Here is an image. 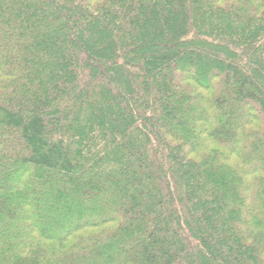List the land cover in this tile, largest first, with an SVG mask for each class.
Masks as SVG:
<instances>
[{"label":"trees","instance_id":"trees-1","mask_svg":"<svg viewBox=\"0 0 264 264\" xmlns=\"http://www.w3.org/2000/svg\"><path fill=\"white\" fill-rule=\"evenodd\" d=\"M0 264H264V0H0Z\"/></svg>","mask_w":264,"mask_h":264},{"label":"rangeland","instance_id":"rangeland-1","mask_svg":"<svg viewBox=\"0 0 264 264\" xmlns=\"http://www.w3.org/2000/svg\"><path fill=\"white\" fill-rule=\"evenodd\" d=\"M81 49H82V47H81Z\"/></svg>","mask_w":264,"mask_h":264}]
</instances>
